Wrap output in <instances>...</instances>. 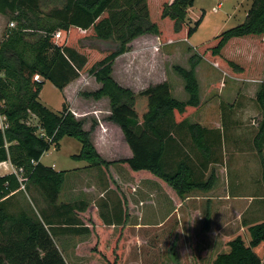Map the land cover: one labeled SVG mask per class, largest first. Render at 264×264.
<instances>
[{"label": "trees", "instance_id": "16d2710c", "mask_svg": "<svg viewBox=\"0 0 264 264\" xmlns=\"http://www.w3.org/2000/svg\"><path fill=\"white\" fill-rule=\"evenodd\" d=\"M150 1L160 11V20L168 23L169 35L162 31L160 22L152 21ZM194 2L0 0V15L15 23V27L7 28L0 43V117L3 120L0 163L10 162L14 168L22 169L28 179L26 183L37 187L50 205H55L58 200L65 172H56L39 161L52 143L57 145L64 137L73 138L81 145L79 154L72 158L102 171L112 190H118L124 202L125 194L111 169L116 164L133 178L160 183L180 202L193 191H210L217 177L215 173L212 172L206 181L198 180L187 163L192 155L186 153L185 160H174L180 142L188 152H198L203 159L199 162L201 171L212 164L211 160L218 162L213 158V147L221 146V133L189 120L200 105L195 70L205 60L236 78L259 77L264 55V0H252L243 23L223 31L215 37L213 44L201 46L197 50L200 57H190L188 69L174 68L183 81L187 100L173 98L167 83L133 93L112 77L114 61L127 53L130 50L128 45L138 37L154 36L161 44L190 38L204 16L193 27L186 23L188 10ZM57 32L60 34L58 39L53 36ZM253 45L256 49L260 47L262 55L256 63L249 64L250 60H245L242 53ZM85 52L95 54L88 60ZM92 60L87 73L95 78L100 88L81 96L94 101L108 99L110 115L106 120L121 130L124 142L132 152L130 159L105 161L93 146V126L86 131L84 122L75 119L65 106L61 112L54 113L39 102L45 81L62 91L86 70ZM253 100L261 115L253 145L261 161L264 186V82L259 84ZM31 117L37 120L36 127L28 125ZM222 128L225 129L223 120ZM179 132L181 136L176 138L175 134ZM169 165H173V171L169 170ZM18 190L20 185L14 175L0 177V264H67L54 238L68 230L77 235L92 234L93 242L84 246L82 253L97 255L105 260V264L116 263L112 257L118 254L121 236L113 247L106 249L102 225L108 220L96 215L95 209L89 215V205H83L84 210L71 205L58 208L75 214L79 221L61 219L55 222L38 217L31 210L13 214L10 211L11 196ZM124 207H128L126 202ZM126 211L121 209L116 215L117 225H125ZM212 264H264V220L244 224V232L231 238L226 251L217 255Z\"/></svg>", "mask_w": 264, "mask_h": 264}, {"label": "rangeland", "instance_id": "374dc122", "mask_svg": "<svg viewBox=\"0 0 264 264\" xmlns=\"http://www.w3.org/2000/svg\"><path fill=\"white\" fill-rule=\"evenodd\" d=\"M219 2L223 5L214 12L213 9H217ZM219 2L195 0L194 6L188 12L186 23L193 27L203 13L205 16L197 31L190 38L184 37L180 41L169 44H161L159 41L162 46L159 48V52H153L151 48L140 52L137 57L139 58V67L144 70L142 76L139 75L143 83L151 84L158 80H164L165 83L172 86L170 94L173 98L180 101L187 100L188 96L183 90V81L175 73L174 68L188 69L190 57H200L197 50L201 46L213 44L215 37L223 31L238 26L244 21V12L239 13L235 20H231L226 2L224 0H219ZM249 4L248 6H250ZM47 7L45 10H48ZM149 7L152 21L160 22L162 31L165 35H169V25L160 20V11L154 7L151 1ZM13 24L15 25V23ZM7 27L13 28L9 24ZM150 45L147 44L146 47H151ZM254 47L256 46L253 45L242 53L245 60H250L249 64L256 63V60L262 55L260 47L257 46V49ZM78 52L80 53L79 50ZM88 52L83 54L88 56L89 60L95 53L88 54ZM97 58L98 56L93 57V60ZM93 60L81 74H87V69L90 68ZM199 66L200 105L196 112L189 116V120L191 123L202 122V126H208L213 121L223 120L226 124L228 119L231 120L234 116L240 117L243 125V129L239 128L242 130L240 135L244 139L241 142L243 157L231 155L227 148L228 145L223 143L224 146L213 147V158H217L218 162L214 163L211 160L212 164H208L207 169L201 171L199 162L203 159L198 155V152H186L190 156L192 155L191 160H187V163L193 168L195 179L206 181L212 172L217 177L210 191H193L181 202L176 199V195L172 191L164 189L158 182L147 179L142 183L144 190L137 188L138 181H136V183L134 182L136 189H133V193H131L130 187L121 181L126 170L118 164L111 166L113 174L125 194V202L128 207H124V199L121 198L118 190H111L113 194L110 195V198L105 195L101 197V200L108 199L110 203L108 209L98 205L95 212L96 215H102L106 220L115 221L116 215L121 213V209L127 210L124 226H119L116 222L112 225L110 223L102 225L106 249L113 247L114 242L121 236L120 244L117 245L118 254L112 257L116 261L115 264H212L217 255L226 251L227 242L235 235L244 232V224L264 220L262 167L253 145L261 117L253 98L257 86L264 82V55L261 60L259 77L254 79L233 77L205 60H202ZM252 67L250 66V68ZM211 82L215 84L214 87H209ZM154 85L156 86L158 83ZM39 97V102L47 109L54 113L60 112L64 100L61 93L50 82L46 81L43 85ZM243 107H247L248 110ZM97 108H102L104 111L107 107L101 104ZM224 116H227L226 120H224ZM27 123L32 127L37 126V120L33 117ZM178 136H181L180 132L175 134L176 138ZM113 140H116L115 145L120 146L118 136H113ZM229 143H231L230 139ZM115 147L110 150V153H118L112 160L124 157L125 150L122 149V146H120L121 152L119 148ZM79 148L81 145L78 141L64 137L57 145L50 146L42 156V164L48 167L53 164L57 169L70 171L81 168L87 163L72 158V155L79 154ZM186 157L187 155L184 160ZM169 164H171L170 161ZM173 169V165H169V170L173 171ZM92 176L95 177L94 173ZM123 179L127 181V178L123 177ZM18 191L10 205V211L13 214L23 210L33 211L38 217L43 219L48 217L55 222L61 221V219L78 220L75 214L59 210L58 200L55 205H50L39 189L30 183L25 184L24 190ZM84 197L88 204L94 202L95 206L97 205L96 198ZM80 202V198L74 196L70 202L62 204L69 203L71 206H75ZM95 208L93 205H89L87 213L93 214ZM84 209L85 207H81V210ZM71 231H65V234L54 238L55 245L67 264H105L103 258L81 252L84 246L93 242L92 234L77 235Z\"/></svg>", "mask_w": 264, "mask_h": 264}, {"label": "crops", "instance_id": "0c3cea01", "mask_svg": "<svg viewBox=\"0 0 264 264\" xmlns=\"http://www.w3.org/2000/svg\"><path fill=\"white\" fill-rule=\"evenodd\" d=\"M214 1L219 2L217 0H214ZM224 1L226 2L225 3L226 8L229 9L228 12H229V16L231 20H235V17H237L239 13L241 12H244L243 18L245 19L246 13L250 7L248 6V3H250L249 5H251L252 3V0H224ZM222 5L223 4L219 2L216 7L217 9H213V11L216 12L218 9L222 7ZM190 9L188 10V12L190 11ZM202 15L205 16L204 13ZM8 24L10 25L9 20L6 17L0 15V43L4 38V34L8 28L7 27ZM179 43H182V42H179ZM147 44H151L150 45L151 47H146ZM128 46L130 50L127 53L118 57L113 63L112 77L115 80V82H117L120 86L124 88H128L133 93H139L143 90H146L152 85L155 86L154 84L156 83L158 84L165 83L164 80L163 81L158 80L157 82H154L151 84L148 82L143 83L141 77H139V75L142 76V73L144 72V70L143 68L139 67L138 65L139 58L137 56L140 54L141 51L145 50L146 48H151L153 52H159V48H161L162 46L158 38L154 36H148V35L141 36L133 40ZM200 66L196 68V78H197L198 84H199L198 71H199ZM81 73H79V76L75 80L71 81L68 85H66L62 91H59L56 87L52 85L62 95V98L64 100V102L62 103V108L63 106H65L67 111L71 112L74 115L75 119L83 121L84 130L89 131L91 126H93L92 137H91L93 146L95 150L97 151V153L105 161L117 162V161L124 160V159H130L132 157V152L129 149L128 145L124 142V138H123V134L121 130L116 125L109 123L106 120L110 115V107H109L108 99L103 98L99 101H94L91 99H85L84 97L80 95L81 92L83 93L94 92L100 88V85L96 82L93 76L89 75L88 73L87 74H81ZM210 75H212V73H210ZM45 83L46 81L44 82V84ZM214 86L215 84L212 82L209 85V87H214ZM169 87L170 89H172L171 85H169ZM257 89H258V86L254 92V96H255ZM101 104H104L107 107L106 109H104V111L102 108H97ZM62 108L60 112L62 111ZM243 108H246V110H248L247 107H243ZM242 111L244 110L242 109ZM240 120H241L240 117L237 118L235 116L231 120L228 119L227 123L225 124V131L222 128V121L220 120L219 121L217 120L216 122L214 121L210 122L212 124L208 126H202L201 124L202 122L201 123L192 122V123L199 124L200 126L205 127L209 130H215V131L218 130L221 133V141H222L221 145L224 146L223 143H226L228 145L227 148L231 155H235L237 157L238 156L243 157L242 156L243 148L241 146V142L244 139H243V136L240 135L242 130H239V128L243 129V125H242V121ZM2 128H3V120L0 117V129ZM113 136L119 137V140H120L119 144L120 146H122V149L125 150L124 157L122 156L123 158L120 157L117 160H112V159L116 158V155L118 152L110 153V150L113 149L114 146L119 148L120 152L122 150L119 145L114 144L116 140H113ZM229 139L231 140V143H229ZM178 145H179V149H178L179 153H174L176 156L174 157L175 158L174 160L177 159L180 161L184 159L185 154L186 152H188V150L182 146V143L178 142ZM80 149L81 148H79V151ZM72 156H76V155H72ZM39 163L42 164V157ZM50 168H52L56 172H65L64 181H63L61 192L59 194V199H58L59 207L61 205H70L69 203L68 204H62V203L70 202L71 199H73V197L76 196L80 198L81 202L78 205H75V208H81L83 205L85 206L93 205L94 208L96 207L95 208L96 210L98 208L97 206L101 205L102 208L108 209V206L110 204L108 199L105 198L104 200H101V197L105 195L107 198H110L111 197L110 195H112L113 193L111 191L112 190L111 185L109 181L107 180V177H105L106 175L102 171H100L97 168L90 167L88 164L84 165L81 168L74 169L73 171L57 169L56 166H54L53 164ZM10 172H11L10 162L0 163V177L8 175L10 174ZM92 173H94L95 177L92 176ZM98 175H99V178H98ZM123 177L127 178V181H125ZM137 179L138 178L131 177L127 171H124L121 181L122 182L124 181L130 187L129 189L130 192L133 193V189L135 190L136 186L138 189L141 188L140 190L142 189L144 190V188L142 187V183L145 182L144 181L145 179H139L140 181ZM136 181L138 182L136 186H134V182L136 183ZM18 192H14L12 194L11 202L15 198L16 194H18ZM84 196H86V198H89V199L96 198V200L98 201L97 205L95 206L94 202H91V204H88L85 201ZM48 219H51V218H48ZM115 222L116 220L115 221L108 220L107 223H110L112 225Z\"/></svg>", "mask_w": 264, "mask_h": 264}, {"label": "built area", "instance_id": "2783aa9c", "mask_svg": "<svg viewBox=\"0 0 264 264\" xmlns=\"http://www.w3.org/2000/svg\"><path fill=\"white\" fill-rule=\"evenodd\" d=\"M219 1V0H217ZM15 25L13 23L10 24V27H14ZM56 39L59 38L60 34L59 32L55 33L53 35ZM39 81V80H37ZM49 142L51 143V139H49ZM51 145H54L53 143ZM32 164H34V162L32 161ZM10 174L14 175L20 185V190H24L25 189V183L28 181V179L24 176V172L22 169H16L11 165V172Z\"/></svg>", "mask_w": 264, "mask_h": 264}]
</instances>
